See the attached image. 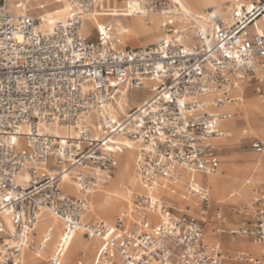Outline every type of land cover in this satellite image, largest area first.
<instances>
[{
	"label": "built area",
	"instance_id": "1",
	"mask_svg": "<svg viewBox=\"0 0 264 264\" xmlns=\"http://www.w3.org/2000/svg\"><path fill=\"white\" fill-rule=\"evenodd\" d=\"M63 1L65 19L45 28L24 0H0V264H25V251L41 258L50 231L34 238L47 215L63 223L66 237L79 231L99 242L94 264H264V196L238 208L253 215L250 224L228 228L222 212L211 214L210 189L197 180L219 171L215 141L234 116L220 109L243 101L248 80L264 83V0H234L220 20L186 14L182 29L177 2L141 0L136 15L165 17L171 35L141 48L117 46L108 24L96 28V41L80 35L86 21L108 13L109 0ZM187 32L192 46L175 37ZM134 90L152 97L125 115ZM257 93L263 96L261 86ZM58 126L74 128V136L46 130ZM119 138L137 146L143 192L115 223L89 220V196L118 168ZM252 146L264 153L261 141ZM22 175L29 178L18 184ZM70 183L79 196L66 190ZM224 234L250 239L260 256H230ZM49 264H60L58 254ZM77 264H85L84 253Z\"/></svg>",
	"mask_w": 264,
	"mask_h": 264
},
{
	"label": "bare ground",
	"instance_id": "2",
	"mask_svg": "<svg viewBox=\"0 0 264 264\" xmlns=\"http://www.w3.org/2000/svg\"><path fill=\"white\" fill-rule=\"evenodd\" d=\"M25 1L29 3L31 0H25ZM173 1L177 2L181 7V11L177 13L181 15H177L175 17V19L180 23L179 26H181V24L188 19L186 14L192 15L193 17H199L198 14H196L194 11L196 5H201L205 7L202 10V14H205L208 8L210 7L208 5L210 3L209 2L210 0H173ZM53 3L59 4L60 5L59 8L52 11H47L43 13V15L39 16V19L42 21L43 26L45 28L51 27L56 22L63 21L69 11L68 5L63 0H54ZM123 4H124L123 6H119V4L116 6H112L110 10H108V13H106L101 20L98 19L88 20L86 24V32L91 33L93 28L102 26V24H108L109 26H111V30H114V32L117 35L121 36L126 44H134V45L141 44V46H147L149 43L156 42L162 38H167V39L171 38V35L167 33L169 35L168 36L166 33H164L163 30L165 22H167L165 17L159 16L157 13H149L147 14V16L136 15V13H139L141 10L145 8L143 7L141 0H123ZM83 30H84V26L80 31L81 36H83ZM181 35L182 34L175 35V37L178 40H180V42H182ZM154 39H156V41ZM185 41L188 45L193 44V36L191 34L190 35L186 34ZM130 96H131V91H128L127 97L122 104V109L125 115L129 114L127 112L128 110H132L134 107L135 108L140 107L142 103H144L149 99V97H146L142 101L136 103L134 107H131ZM227 108L228 107H225V109ZM226 123L231 127H233L235 124L233 120H229ZM262 129L264 130V124ZM46 130L52 131L59 136H64V135L71 137L74 136V128L71 127H60V126L47 127ZM67 131H73V134L68 135ZM118 141H119V159H122L123 162L121 167L122 171L116 172L115 177L113 178L110 177L111 183L109 185V188H106L105 186L103 190L95 192L90 195L93 204V209L98 213H100L101 215H103L104 217H109V218L110 216H113L117 212H119L120 209L123 208L124 206L129 207L130 198L134 194V190L136 191L141 190V187L139 186L135 178L134 171H132L133 172L132 178L129 179V175L132 170L131 154L137 151V146L134 142H132L130 139L127 138H119ZM123 150H130L131 153L129 152V154H124L123 157H121L122 156L121 152ZM259 160L262 162V158ZM260 166L261 164H258L257 168ZM247 172H248V168L236 169L233 171L234 176L232 177L237 182L241 180V177L243 175L245 174L248 175ZM256 172L257 171H252L251 175H254ZM23 176H26L25 178H27L24 180L23 182L24 184L25 182H27L29 176L28 175H23ZM222 176H223L222 173H217L216 175H210L206 178L208 182L207 184L209 185L211 191L213 190L215 195H219L221 197L224 196V191H225V181L220 180ZM22 178L23 177L21 176L18 178V184H19V180H21ZM199 178H201V176ZM251 178L253 179V176H251ZM236 182H235V186L237 185ZM245 183L249 184V181H245ZM72 185L73 184H71V186L66 185L65 186L66 190L72 195L79 196L80 192L75 186ZM130 187L134 189H131ZM102 195L104 197H101ZM40 222L37 225V232L39 231V225H41L42 237H45L47 235V230L48 231L51 230V234L48 236L46 242V250L44 254L41 256V258H37L34 254L25 253L24 259L26 264H41V262L44 260L48 261L52 256V254H49V251H52L54 256L58 254V256L61 257L62 255H60V253L62 251V245H64L65 243H70L74 240L71 238V235L68 237L65 236L62 223L58 219L51 216H45ZM96 241L97 240L95 239L88 240V242L91 243H96ZM247 244L245 243V245ZM91 256L94 257L93 258L94 261L96 258V251L95 252L91 251Z\"/></svg>",
	"mask_w": 264,
	"mask_h": 264
},
{
	"label": "rangeland",
	"instance_id": "3",
	"mask_svg": "<svg viewBox=\"0 0 264 264\" xmlns=\"http://www.w3.org/2000/svg\"><path fill=\"white\" fill-rule=\"evenodd\" d=\"M25 1V0H24ZM54 0H31L29 3L26 2L27 8L29 10V13L32 14L35 17H39L40 15H43V13L47 11H52L55 9L59 8V4L53 3ZM173 1V0H172ZM234 0H210L209 2V8L206 11L207 14H213L215 17H219V20L223 17H225L224 13V8L227 6H230V2H233ZM32 2V3H31ZM46 5L45 9H37L39 6V3H43ZM53 3V4H52ZM123 1L119 4V6H123ZM204 6L201 5H196L194 8V11L198 16H202V10L204 9ZM86 24L87 21L84 25V30H83V36L88 37L89 40L95 41L97 39V31L94 28L91 33L86 32ZM176 24H180L178 21ZM89 25V24H88ZM183 25V23L181 24ZM179 26V25H178ZM180 27V26H179ZM182 27V26H181ZM164 33L165 29H164ZM91 34V35H90ZM192 35L193 32H187V35ZM186 35V34H185ZM185 35H183V40L186 46H192L193 44L188 45L185 41ZM156 41V39H154ZM154 42L149 43L153 44ZM183 43V42H182ZM125 46H132V47H139L141 44L134 45V44H126L124 42ZM147 45V46H148ZM146 47V46H143ZM257 83L253 80L251 83L246 88V93H245V100L241 105L240 112L238 115L235 116L234 119V126L231 127L227 123L224 124V128L228 132V137L220 139L215 141V143L218 145V153L220 155V169L218 173H222V177L220 180L225 181V191H224V196L223 199H218L215 193L212 190V198L214 203H220L216 204L217 206H220L223 208L226 216L229 217V227H232L234 225H237L240 223L241 217L237 214V207L245 206L249 202L253 200V198L256 196L255 190L256 188L262 189V192L264 194V178H261L260 176H255L251 175L252 171H257L260 169V167L257 168V164H254L258 161V158H262L261 165H264V155H261L260 153L256 152L255 149L252 146V138H258L264 143V130L263 124H264V84L262 86V97L261 94H258L256 91ZM146 97L151 98L152 94L147 91V90H134L131 92L130 96V105L131 107H134L136 103L142 101ZM132 100V101H131ZM135 108V107H134ZM131 110H128L127 112L129 113ZM248 130V133L245 134L243 131ZM68 135H72L73 131H67ZM121 143V142H120ZM119 156V155H118ZM136 156H137V151L131 155V162H132V170L129 175V179L132 178L133 172L135 174V166L134 163H136ZM122 163L120 162L118 164V168L115 171L114 176H111L112 178L115 177L116 172L122 171ZM234 167V168H233ZM244 169L248 168V175L245 174L241 177L240 181H235V179L232 177L234 176L233 171L236 169ZM256 172V173H257ZM250 173V174H249ZM253 176V179L251 176ZM23 177L21 180H19V184H23L24 180L27 179L25 178L26 176H21ZM251 178V179H250ZM245 181H249V184H246ZM235 182L237 185L235 186ZM111 183V178L109 180L108 185L106 188H109V185ZM139 184V183H138ZM228 184V185H227ZM140 186V185H139ZM235 186V187H233ZM141 187V186H140ZM113 188V187H112ZM131 189H134L130 187ZM231 188V189H230ZM142 189V188H141ZM233 190V191H232ZM236 190V191H235ZM137 191L134 192V194L130 198V204L128 206H124L123 208L120 209L119 212H117L115 215L109 217H104L97 211L93 209V204L91 201V197L89 196V201L91 205V213L89 216L91 217H101L105 220H108L109 222H115L116 219L120 216L122 212H125L127 210H132L134 208V199L135 196L137 195ZM238 192V193H237ZM233 195V196H232ZM101 197H104L103 195ZM224 202V203H223ZM222 203V204H221ZM50 216V215H47ZM52 217V216H51ZM57 219V218H56ZM59 220V219H58ZM60 221V220H59ZM61 222V221H60ZM40 234H41V225H40ZM71 238L74 239L70 243H65L62 245V251L60 255L61 263L62 264H75V261L78 256V252L81 250H84L85 252L89 251L90 252V260L89 264H91L93 261V256H91V251L95 252L97 249V244L96 243H91L88 242V240H85L82 237V234L80 232L78 233H73L71 235ZM223 244L226 248L227 254H233L238 248H232L229 247V244H234L231 241V236L230 235H225L223 236ZM248 241L252 242L250 239H247ZM228 243V244H227ZM236 243V242H235ZM242 243V247L252 253H254L256 256H260L261 254V249L258 254H256V250L253 245L250 243ZM257 245V244H256ZM73 246H77L76 249L71 252L70 249ZM25 253L33 254L29 251H25ZM88 253V252H87ZM49 254H52L51 258L54 256L52 251H49ZM89 254V253H88ZM50 260V259H49ZM48 260V261H49ZM24 263L25 259H24ZM41 264H48L47 260H44L41 262ZM88 264V263H87ZM226 264H229V262H226Z\"/></svg>",
	"mask_w": 264,
	"mask_h": 264
},
{
	"label": "crops",
	"instance_id": "4",
	"mask_svg": "<svg viewBox=\"0 0 264 264\" xmlns=\"http://www.w3.org/2000/svg\"><path fill=\"white\" fill-rule=\"evenodd\" d=\"M45 1H48V0H45ZM121 1H123V0H109V2H108V7L109 8H111L112 6H116V5H118V4H120L121 3ZM45 2H43V3H39V6L37 7V9H39V10H41V8L42 9H45V7H46V5L44 4ZM53 4V3H52ZM58 6H60V5H58ZM103 17H104V15H103ZM98 20H101L102 19V17L101 18H97ZM176 20V19H175ZM176 23H177V20H176ZM103 25V24H102ZM177 25V27L179 28V29H182L183 27H179L178 25L179 24H176ZM98 28V27H97ZM94 29V28H93ZM93 29H92V31H93ZM96 29V28H95ZM163 30H164V28H163ZM111 33H112V37L115 39V41L117 42V46H119V47H132V46H125V44H124V40H123V38L121 37V36H119V35H117L115 32H114V30H111ZM91 34H92V32H91ZM90 34V35H91ZM167 34V33H166ZM168 35V34H167ZM169 36V35H168ZM183 34L181 35V41L183 42V44L185 45V43H184V40H183ZM84 38H86V39H88V37H84ZM89 40V39H88ZM89 41H93V40H89ZM96 41V40H95ZM141 47H143V46H139V47H134V48H141ZM255 81L256 83H257V87H256V91H257V88L259 87V86H261V88H262V86H263V84L262 85H259V83L257 82V79L256 78H252V79H250V80H248L247 82H245L244 84H243V86H242V88H241V90L243 91H240V94L243 96V101L241 102V103H239V104H236V105H233V106H229L227 109H225V108H223V109H220V110H222V111H225V112H229V113H232L234 116H233V118L232 119H234L235 118V116L236 115H238V113H241L240 112V109H241V105H242V103L244 102V100H245V93H246V88H247V86L249 85V83H251L252 81ZM143 104V103H142ZM232 119H230V120H232ZM229 121V120H228ZM227 122V121H226ZM226 122H224V123H222L221 124V128H222V130L223 131H225L226 133H227V136L226 137H228V132H227V130L223 127L224 126V124L226 123ZM245 134H247L248 133V130L246 129V130H244L243 131ZM226 137H224V138H226ZM223 139V138H222ZM252 144H253V142L255 141V140H259V141H261L260 139H258V138H252ZM262 142V141H261ZM263 143V142H262ZM215 146H216V154H217V156H218V159H219V169H220V155H219V153H218V145L215 143ZM256 151V150H255ZM129 152H130V150H123L122 152H121V157H123V155L124 154H129ZM131 153V152H130ZM132 155V154H131ZM261 155H264V153H262ZM120 162H122V159H119V163ZM257 163H260L261 164V162H259V158H258V161L256 162V163H254V164H257ZM115 174V173H114ZM114 176V175H113ZM201 176V178H199ZM200 176H198L197 175V180L201 183L202 182V184H205V185H207L208 187H209V185L207 184L208 182H207V180H206V178L208 177V176H205V175H200ZM255 176H260L261 178H264V165L262 164L261 165V167H260V169L258 170V172L257 173H255L254 174V177ZM209 189H210V187H209ZM257 189H259V192L257 191ZM136 190H134V192H135ZM143 191H142V189L141 190H137V192L136 193H142ZM210 192H211V197H212V191H211V189H210ZM258 192V193H257ZM255 195H257V194H259V195H261V196H264V194H263V192H262V189H260L259 187L258 188H256V190H255ZM233 196V195H232ZM217 198L218 199H222L223 201H224V199H223V197H221V196H217ZM166 199L168 200V201H170V202H174V203H181V204H184V205H188V204H190V202L189 201H184V200H182V199H177V198H173V197H171V196H169V195H167L166 196ZM172 199V200H171ZM225 202V201H224ZM223 202V203H224ZM212 209H211V214H214L215 212H217V211H220V212H222L225 216H226V214H225V212H224V210H223V208H221L220 206H217L216 204H220V203H214V201H213V198H212ZM222 204V203H221ZM238 208L239 207H237V210H238ZM238 214V213H237ZM239 215V214H238ZM240 217H241V220H240V223L239 224H237V225H234V226H232V227H229L228 225H226V227H228V228H234V227H237V226H240V225H242L243 223H246V224H250L251 222H252V219H253V215L252 214H249V213H246V214H244V215H239ZM94 217V216H93ZM93 217H91V216H89L88 217V219L89 220H91ZM227 218H228V220H229V217L228 216H226ZM117 220V219H116ZM42 221V220H41ZM106 221H108V220H106ZM109 222V221H108ZM116 222V221H115ZM115 222H110V223H115ZM62 223V222H61ZM40 224H41V222H40ZM229 224V223H228ZM62 226H63V230H64V225H63V223H62ZM50 231V234H51V230H49ZM48 230H47V232H49ZM79 231H77V232H75V233H78ZM81 233V232H80ZM82 234V233H81ZM225 235H229V234H224V235H222L221 236V238H220V241H221V245H222V248L226 251V248H225V246H224V244H223V236H225ZM82 237L85 239V240H89L88 238H86L83 234H82ZM45 237H42L41 236V234H40V225H39V231H38V234L35 236V241L37 242V243H39V242H41L43 239H44ZM232 238V237H231ZM206 239H207V241L208 242H210V243H212V242H214V238H213V228L212 227H207L206 228ZM209 239V240H208ZM232 241V243H234V244H229V247H232V248H238L233 254H229L230 256H233L234 254H236L237 252H247V253H250L251 255H253L254 257H259V256H256L254 253H252V252H250V251H248V250H246V249H244L243 247H242V243L243 242H246V243H250L251 245H253L254 247H255V250H256V254H258L259 253V251H260V249H261V251H262V248L259 246V245H256L254 242H250V241H248L247 239H241V238H238V239H236V240H233V238L231 239ZM98 242V241H97ZM236 242V243H235ZM228 244V243H227ZM76 247L77 246H73V247H71V249H70V251L71 252H73L75 249H76ZM98 247H99V242H98V244H97V249H96V253H97V250H98ZM46 250V249H45ZM89 254H88V253ZM87 252H85L84 250H80L79 252H78V256H77V259H76V261H75V264H77V261L80 259V256H81V254H85V264H89V260H90V252L89 251H87ZM51 259V258H50ZM96 259V258H95ZM50 261V260H49ZM49 261H47L48 262V264H49ZM95 261V260H94ZM60 264H62L61 263V259H60ZM91 264H94V262H92Z\"/></svg>",
	"mask_w": 264,
	"mask_h": 264
}]
</instances>
